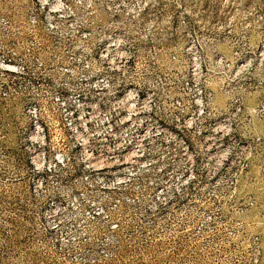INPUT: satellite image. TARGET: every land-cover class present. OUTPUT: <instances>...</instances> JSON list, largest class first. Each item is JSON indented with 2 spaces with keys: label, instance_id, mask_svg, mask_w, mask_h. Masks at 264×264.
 I'll use <instances>...</instances> for the list:
<instances>
[{
  "label": "rangeland",
  "instance_id": "rangeland-1",
  "mask_svg": "<svg viewBox=\"0 0 264 264\" xmlns=\"http://www.w3.org/2000/svg\"><path fill=\"white\" fill-rule=\"evenodd\" d=\"M95 1L66 0L69 38L93 22ZM112 2L130 22H173L193 89L214 96L205 114L195 107L188 150L167 156L158 190L143 194L161 211L113 233L89 218L77 174L30 170L24 102L53 100L48 36L28 22L45 20L48 0H0V264H264V0ZM13 51L27 72L16 86L1 68Z\"/></svg>",
  "mask_w": 264,
  "mask_h": 264
},
{
  "label": "built area",
  "instance_id": "built-area-1",
  "mask_svg": "<svg viewBox=\"0 0 264 264\" xmlns=\"http://www.w3.org/2000/svg\"><path fill=\"white\" fill-rule=\"evenodd\" d=\"M87 1L77 0L84 10ZM73 11L66 0H48L45 20L28 22L32 37L36 28L48 36L53 102L26 98L25 149L34 174H77L89 218L122 233L161 211V201L143 194L158 190L167 156L188 150L195 107L205 114L214 93L193 89L191 51L173 22H130L112 0H98L93 22L76 25L69 38L62 26ZM20 57L13 51L1 63L15 86L27 74Z\"/></svg>",
  "mask_w": 264,
  "mask_h": 264
}]
</instances>
